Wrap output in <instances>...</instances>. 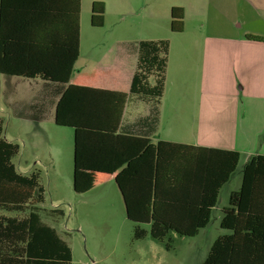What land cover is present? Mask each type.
Segmentation results:
<instances>
[{"label": "trees", "instance_id": "obj_1", "mask_svg": "<svg viewBox=\"0 0 264 264\" xmlns=\"http://www.w3.org/2000/svg\"><path fill=\"white\" fill-rule=\"evenodd\" d=\"M81 0H0V74L66 85L55 123L74 130L76 193L114 179L127 218L150 225L155 240L196 237L206 228L221 189L235 173L240 154L195 148L119 133L129 94L161 97L168 63L167 41H143L130 85L114 73L77 75ZM105 4L92 5L91 25H104ZM172 31L184 29V12L172 10ZM248 40L262 38L247 35ZM163 55V56H162ZM157 75L155 86L150 78ZM20 146L4 138L0 118V264H70L72 251L42 222L40 171L19 173L13 158ZM2 211L25 213L10 217ZM217 238L202 264H264V156L243 169L242 184L230 195ZM147 235L136 228L135 238Z\"/></svg>", "mask_w": 264, "mask_h": 264}, {"label": "crops", "instance_id": "obj_2", "mask_svg": "<svg viewBox=\"0 0 264 264\" xmlns=\"http://www.w3.org/2000/svg\"><path fill=\"white\" fill-rule=\"evenodd\" d=\"M96 1L105 4L104 25H91L85 32L83 18L91 21ZM174 8L184 12L180 33L171 28ZM107 22L112 24L108 27ZM247 35L262 40H248ZM143 41L169 44L164 91L161 97L129 94L120 134L153 144L235 151L246 164L264 156V0H81L74 78L114 73L130 85ZM179 80L195 84L171 90ZM43 84L48 93L41 91L39 117L44 119L48 105L55 121L56 105L67 86ZM225 231L221 236L229 234Z\"/></svg>", "mask_w": 264, "mask_h": 264}, {"label": "rangeland", "instance_id": "obj_3", "mask_svg": "<svg viewBox=\"0 0 264 264\" xmlns=\"http://www.w3.org/2000/svg\"><path fill=\"white\" fill-rule=\"evenodd\" d=\"M111 24L107 22L108 27ZM82 26L85 32L90 29L89 16L83 18ZM171 76L172 68V81ZM149 82L155 86L157 75ZM193 84L179 80L170 89L188 90ZM43 90L48 93V86L41 80L28 82L0 74V118L4 138L20 146L19 154L13 158L17 171L24 175L40 171L44 202L38 205L37 212L42 222L54 228L71 248L70 264H202L213 242L227 233L220 228L222 209L229 206L230 195L241 187L245 158L221 190L208 228L197 237L175 235L168 250L167 240L151 237L150 225L136 224L127 218L114 179L87 193L74 191V130L56 125L54 111L48 105L44 119H40L38 103L44 100L40 99ZM1 214L25 217L27 212ZM136 228L145 230L147 235L136 239Z\"/></svg>", "mask_w": 264, "mask_h": 264}, {"label": "water", "instance_id": "obj_4", "mask_svg": "<svg viewBox=\"0 0 264 264\" xmlns=\"http://www.w3.org/2000/svg\"><path fill=\"white\" fill-rule=\"evenodd\" d=\"M119 188V187H118ZM119 191H120V189H119ZM120 193H121V195H122V192L120 191ZM122 198H123V195H122ZM123 201H124V198H123ZM125 204V203H124ZM126 208V207H125Z\"/></svg>", "mask_w": 264, "mask_h": 264}]
</instances>
